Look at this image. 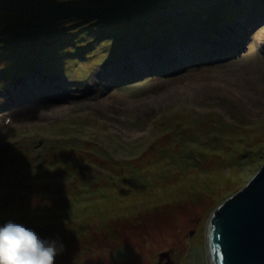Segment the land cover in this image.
I'll list each match as a JSON object with an SVG mask.
<instances>
[{
    "label": "rangeland",
    "instance_id": "obj_1",
    "mask_svg": "<svg viewBox=\"0 0 264 264\" xmlns=\"http://www.w3.org/2000/svg\"><path fill=\"white\" fill-rule=\"evenodd\" d=\"M117 1L129 10L136 6L133 0H0V32L15 36H7L9 43L4 39L0 48L23 50L28 39L19 31L49 24L57 17L50 10L79 11L91 15L81 23L100 26L107 15L119 12ZM173 1L181 0H148L152 5L138 12L148 15L141 25L117 26L115 33L99 39L93 47L99 66L69 57L64 72L59 68L56 74L55 66H49L51 71L42 77L48 79L40 80L36 63H17V78L0 84V115L6 112L13 119L2 128L5 119L0 118V196L9 195L4 212L8 214L6 204L12 202L16 206L11 218L45 238L62 239L65 247L56 264H158L162 254H168L174 264H210L206 242L212 216L264 166V2L231 1L242 10L236 18L250 25L241 27L237 21L229 29L223 18V27L214 33L209 26L220 18L211 17L221 2L193 0L203 2L195 12L204 5L209 8L195 17L184 9L172 10ZM165 2L169 6L153 8ZM157 14L161 16L156 18ZM168 15L173 16L171 21ZM164 23L177 24L173 37L184 50L192 43L212 48L223 42L213 37L234 36L237 31L246 40L231 44L235 56L211 63L188 67L180 62L172 69H161L162 73L147 70L152 62L143 69L130 65V59L150 53L136 54L135 47L155 49L158 36L171 31ZM138 30L147 37L141 39ZM107 46H119L125 51L123 59H130L116 57L125 61L123 66L110 67L115 55L108 59L112 52L105 54ZM174 53L153 60L179 62ZM124 68L122 74L108 75L109 70ZM36 83L43 86L31 91ZM49 87L58 91L49 92ZM238 153L243 155L239 163L234 158L226 161ZM103 159L118 164L112 170L118 184L112 187L104 182L101 188L106 190L98 197L90 183L95 175L90 173H111L106 168H114ZM79 160L97 163L91 168L81 163L80 186H75L74 169L75 174L57 176L62 163ZM48 166L55 172L49 173ZM14 167L22 168L19 178L6 173V168ZM56 177L53 189L45 185ZM25 204L34 209V216H26ZM9 219L0 214V222ZM37 219L43 229L34 225Z\"/></svg>",
    "mask_w": 264,
    "mask_h": 264
},
{
    "label": "trees",
    "instance_id": "obj_2",
    "mask_svg": "<svg viewBox=\"0 0 264 264\" xmlns=\"http://www.w3.org/2000/svg\"><path fill=\"white\" fill-rule=\"evenodd\" d=\"M200 1H206V0H200ZM213 1V0H210ZM220 1L223 5L219 6L218 10L214 11V14L212 15L211 19H215V18H220V19H216V25L218 27H223V18H227V21L232 23L235 20H239L238 18H236L237 16H239L242 13V10H240L241 8H235L233 6V4H231L232 0H227L225 2V0H218ZM224 1V2H222ZM133 2L136 4V6H134V9L129 10L128 8H125V5H121L119 1H117V3L120 5L119 7L116 8V10H118L119 12H114L110 15H107V17L105 18V22L102 23V25L100 26H96V27H89L88 24L86 23H81L84 22L86 20H89L91 15H87L85 16L84 14H81L79 11H73V14H67L68 12H63V11H58V10H50V12H54V14H56V18H54L49 24H44V26H38V25H34V27L36 28H32L30 30H24L23 32L19 31L24 39H28V42H26V47L23 50H19V51H12V50H3L2 48H0V78H5L8 79L9 76L7 75V72H10L13 70L14 66L18 64L23 65L26 63H33L36 60H38L36 57H42L45 61L44 64L45 66L50 65V63L48 62L49 60H52V57L54 56V53L56 51H58V53H60L59 51L62 52H68L66 54H75L77 52L79 53H90L91 51V41L95 38H98L99 35L101 33H99V29L102 30L101 27H107L106 29H104L106 31V33H109L110 31L111 34L116 32V27L119 26L121 27V25H125L126 27H130V25H134V24H139V23H143V20L145 19L143 15H140V10H145L147 9L148 6L152 5L150 3H148V0H133ZM253 2V1H252ZM203 3V2H196L193 0H186L183 1L181 0L178 4L177 2L173 1L172 3L170 2V8L172 10H180V9H184L186 10L185 13H190V14H195V16H198V14L204 13V12H208V6L204 5V7L202 9H200L199 11L195 12L196 9L199 8V4ZM233 3V2H232ZM255 3V2H253ZM205 4V3H204ZM169 6V4H167V2L159 4L157 3L156 6H153V8L155 10H159L162 7L165 6ZM172 5V6H171ZM250 5V4H249ZM223 6H226V9H224ZM105 10H107V8H105ZM202 10V11H201ZM69 11V10H68ZM66 13V14H65ZM161 14H157L156 18L160 17ZM171 15H168V17H170ZM171 18H173V16H171ZM74 21V22H72ZM39 23V22H38ZM37 23V24H38ZM60 26H66V30L68 31L67 34H60L61 29L59 28ZM6 29V28H4ZM70 32V33H69ZM0 42L4 41V39L7 41L8 38H12L15 39L14 35H8V32H0ZM19 33V34H20ZM105 33V34H106ZM20 34V35H21ZM90 35L89 38L87 37V35ZM8 36V38H7ZM142 39V38H141ZM9 41H7L6 44H8ZM16 43V42H14ZM39 43V44H37ZM18 45H20L21 43H17ZM77 45L79 49H74V46ZM1 46V44H0ZM7 46V45H6ZM62 47H66V49L62 50ZM23 55H26L25 57H23ZM16 62V64H15ZM14 63V64H13ZM4 69V70H3ZM223 138L220 139L221 142ZM244 141L248 140V136L243 137ZM224 144V143H223ZM74 152V151H71ZM89 153V152H88ZM90 154V153H89ZM208 153L205 155L207 156ZM212 155V154H211ZM243 155L241 153H238L236 155H230L228 159H226V161L228 162L229 159L234 158L237 163H239L240 158ZM66 158V156H65ZM107 159V158H106ZM106 159H103V161L111 165H114V168H107L108 170L112 171V170H116V166L118 165L117 163L113 162V161H106ZM173 162H175L176 159H170ZM81 163H86V164H96L97 163L93 160L88 161V162H83V161H75L74 163H62L60 166L57 167L56 170V174L57 176H59L60 174L62 175V173L70 168H75L76 173L78 174L79 169L77 168L78 166L81 165ZM105 166V164H103ZM102 166V165H100ZM12 172H17L18 175H23V172L21 171V168H16L14 167ZM55 172V171H52ZM94 173H90V174H94L96 179H102V185L104 182H106V176H96ZM117 173V171L115 172ZM44 178H47V176H45ZM57 177L53 180V182L51 183L50 180H47L45 182V185L51 186L52 189L54 187V183L56 182ZM41 183V182H40ZM62 183H58V185H61ZM92 185V184H91ZM93 186V185H92ZM95 188V186H93ZM102 186H100V188H98V192L97 190L95 191V193L97 194V196L99 197L101 194L104 193V191L106 189L101 188ZM96 189V188H95ZM112 189V188H111ZM110 189V190H111ZM49 192H52V190H50ZM46 192V193H49ZM55 192V191H54ZM82 193V191H81ZM107 193L108 190H107ZM108 195V194H107ZM106 196V195H104ZM119 198L121 197V194L117 195ZM109 197H113L109 196ZM114 198V197H113ZM5 199V198H4ZM0 200H1V206H0V214L3 216V220L6 218V216L10 219H15V218H11L9 216L10 212L12 211V208L16 206V204H12V206H7L8 208V214L4 212V205H3V197L0 196ZM25 207L26 210V216H34L35 214H28L27 209H26V205H23ZM49 210V208H48ZM6 215V216H5ZM50 219H55L56 217L50 216ZM49 218H45L46 220H49ZM34 225L36 226H40L42 229L44 227H42L41 221L40 220H35L34 221Z\"/></svg>",
    "mask_w": 264,
    "mask_h": 264
},
{
    "label": "water",
    "instance_id": "obj_3",
    "mask_svg": "<svg viewBox=\"0 0 264 264\" xmlns=\"http://www.w3.org/2000/svg\"><path fill=\"white\" fill-rule=\"evenodd\" d=\"M206 243L210 264H264V166L214 213ZM158 264L174 262L162 254Z\"/></svg>",
    "mask_w": 264,
    "mask_h": 264
},
{
    "label": "clouds",
    "instance_id": "obj_4",
    "mask_svg": "<svg viewBox=\"0 0 264 264\" xmlns=\"http://www.w3.org/2000/svg\"><path fill=\"white\" fill-rule=\"evenodd\" d=\"M64 247L62 239L45 238L25 223L0 222V264H56Z\"/></svg>",
    "mask_w": 264,
    "mask_h": 264
},
{
    "label": "bare ground",
    "instance_id": "obj_5",
    "mask_svg": "<svg viewBox=\"0 0 264 264\" xmlns=\"http://www.w3.org/2000/svg\"><path fill=\"white\" fill-rule=\"evenodd\" d=\"M257 2V1H256ZM264 2V1H263ZM118 49H119V47H117ZM215 50V49H214ZM214 50L212 51V52H214ZM91 53H94V51H93V49H91V51H90V54ZM74 56H76V55H74ZM222 56L223 55H221V56H219V59L221 58L222 59ZM96 59H99V58H96ZM216 60L218 59V58H215ZM125 60H129V59H125ZM144 62L146 63V58L144 59ZM211 62H215V61H210L209 63H211ZM123 65L122 64H120V65H118L117 67L118 68H121ZM251 70V69H250ZM113 75H116V73L115 74H113ZM9 80H10V78H9ZM35 86V85H34ZM29 89V88H28ZM31 92V91H30ZM26 93H29V91L28 90H26ZM31 93H33V92H31ZM37 102H39V103H41V105H44L45 103H43V101H37ZM18 104V103H17ZM22 104H20V106H21ZM55 107H52V109H54ZM45 109H49V111H51V107H46L45 106ZM9 115H11V114H7V115H4V114H2V115H0V118H4V117H6V116H9Z\"/></svg>",
    "mask_w": 264,
    "mask_h": 264
}]
</instances>
